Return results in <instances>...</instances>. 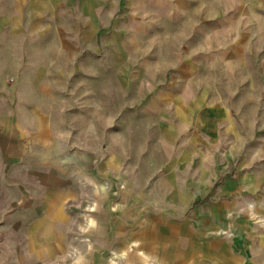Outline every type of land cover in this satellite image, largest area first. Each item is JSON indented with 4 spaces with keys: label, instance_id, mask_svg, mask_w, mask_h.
Segmentation results:
<instances>
[{
    "label": "rangeland",
    "instance_id": "obj_1",
    "mask_svg": "<svg viewBox=\"0 0 264 264\" xmlns=\"http://www.w3.org/2000/svg\"><path fill=\"white\" fill-rule=\"evenodd\" d=\"M15 7L0 0V264H264V0ZM94 204L103 237L80 230Z\"/></svg>",
    "mask_w": 264,
    "mask_h": 264
},
{
    "label": "bare ground",
    "instance_id": "obj_2",
    "mask_svg": "<svg viewBox=\"0 0 264 264\" xmlns=\"http://www.w3.org/2000/svg\"><path fill=\"white\" fill-rule=\"evenodd\" d=\"M166 134L163 135L164 136V140L165 141L166 140L167 141H170L171 140L170 136L168 135V133H166ZM156 140L157 139H155V140L149 139L150 145H149V148H148L147 152L144 154V158H147V157L149 158L150 155L154 153V152H152V149H156V145L154 143V142H156ZM157 142H158V145H161V143L159 141H157ZM157 142H156V144H157ZM155 153H156V151H155ZM97 189H98V192H100L99 187H97ZM97 210H98L97 204H94L92 206L88 205L87 206V210H85V214H84V218H85L84 219V224L82 223L80 225V230L86 236H90L91 237V233H93L92 230H96L97 231L96 233H98L102 237L104 236V234L101 233L100 228L98 226V220H97L98 214H97ZM114 210H115V208H114ZM88 234H90V235H88ZM91 240H92L91 238L82 240V242L85 243V246L87 248H89L88 249L89 250L88 256H90L92 254L93 248L94 249H99L100 252L103 251L102 253H104L105 251H107L108 246H107V244H105V242H103V238H99L98 240H95V242H96V245L95 246H93V242ZM132 246H136V242L135 241L134 242H130V247H132ZM137 247H139V245H137ZM138 252H139V256L141 257L142 263L143 264H148V255L145 252L140 251V250ZM78 260L81 261L80 264H85V262L82 261L81 258H79ZM73 264H76V263L73 261Z\"/></svg>",
    "mask_w": 264,
    "mask_h": 264
},
{
    "label": "crops",
    "instance_id": "obj_3",
    "mask_svg": "<svg viewBox=\"0 0 264 264\" xmlns=\"http://www.w3.org/2000/svg\"><path fill=\"white\" fill-rule=\"evenodd\" d=\"M18 1L19 0H13V3L15 4L16 7L18 5ZM16 7L14 8L15 12H17L19 10V8L18 7L16 8ZM6 20L9 21V22L16 21L17 20V14L13 15V16H10V18H7ZM0 22H1V16H0Z\"/></svg>",
    "mask_w": 264,
    "mask_h": 264
}]
</instances>
